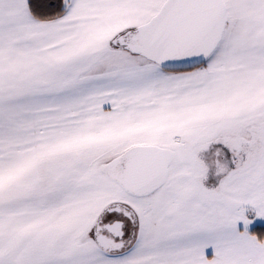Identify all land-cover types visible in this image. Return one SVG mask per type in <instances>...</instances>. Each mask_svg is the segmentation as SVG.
<instances>
[{
    "label": "snow or ice",
    "instance_id": "6c2138e0",
    "mask_svg": "<svg viewBox=\"0 0 264 264\" xmlns=\"http://www.w3.org/2000/svg\"><path fill=\"white\" fill-rule=\"evenodd\" d=\"M264 0H0V264H264Z\"/></svg>",
    "mask_w": 264,
    "mask_h": 264
},
{
    "label": "trees",
    "instance_id": "16d2710c",
    "mask_svg": "<svg viewBox=\"0 0 264 264\" xmlns=\"http://www.w3.org/2000/svg\"><path fill=\"white\" fill-rule=\"evenodd\" d=\"M250 231H255L257 232L258 234L260 232H264V225H256L255 227L251 228Z\"/></svg>",
    "mask_w": 264,
    "mask_h": 264
},
{
    "label": "rangeland",
    "instance_id": "374dc122",
    "mask_svg": "<svg viewBox=\"0 0 264 264\" xmlns=\"http://www.w3.org/2000/svg\"><path fill=\"white\" fill-rule=\"evenodd\" d=\"M256 225H264V220H255L253 222V224L250 226V230H251V228L255 227Z\"/></svg>",
    "mask_w": 264,
    "mask_h": 264
}]
</instances>
